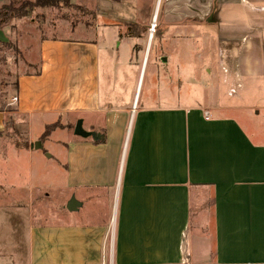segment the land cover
<instances>
[{
  "label": "crops",
  "instance_id": "obj_1",
  "mask_svg": "<svg viewBox=\"0 0 264 264\" xmlns=\"http://www.w3.org/2000/svg\"><path fill=\"white\" fill-rule=\"evenodd\" d=\"M161 1L155 14L172 23L183 20L173 13L203 9L201 0ZM221 11L219 26L239 33L241 89L217 105L141 101L148 56L138 66L130 51L120 62L112 27L104 50L98 38L40 40L27 64L35 71L15 74L4 98L0 161L10 152L54 169L65 205L75 197L81 206L41 222L32 193H0V264H101L109 255L112 264H264V0H225ZM10 119L25 129L20 144L4 134ZM78 121L94 136L70 139ZM56 123L51 135L63 141L48 153L40 136Z\"/></svg>",
  "mask_w": 264,
  "mask_h": 264
},
{
  "label": "rangeland",
  "instance_id": "obj_2",
  "mask_svg": "<svg viewBox=\"0 0 264 264\" xmlns=\"http://www.w3.org/2000/svg\"><path fill=\"white\" fill-rule=\"evenodd\" d=\"M35 1L18 0V7L30 5L26 16L9 13L4 17L6 24L0 26V30L8 27L10 38L0 48V60L9 61L8 65L0 68L2 95L7 93L9 86L14 88L15 74L35 71V65L28 68L27 64H35V49L42 38H98L104 50L110 37L115 38L114 30L109 29L111 27L118 35L114 45L117 46L119 40L123 41L119 48L120 62L130 58V51L133 63L138 66H142L148 56L139 86L141 101L150 96V100L160 98L169 106L178 104L182 98L187 103L205 100L217 105V100L223 95L238 94L241 89L239 33L225 29L224 22L219 26L225 17L221 11L225 0H201L203 9L199 15L173 13V16L183 19L179 24L169 21L171 14H155L154 5L158 0H69L68 5L56 7H37ZM166 1H161L162 6ZM214 9L217 12L213 15ZM110 46L112 51L116 50L115 46ZM8 110L12 112L13 108L8 106ZM56 127L57 123L51 125L48 132L40 136L48 153L61 146L56 142L58 139L63 141V134L51 135ZM24 133L25 129L12 119L4 131L5 135L14 137L12 144L22 143ZM73 137H78L75 127L70 139ZM0 153L2 157L4 153ZM6 154L0 161L2 196L8 201H28L32 193L37 215L44 216L39 221L50 222L52 219L61 222L62 216L68 213L65 204L69 198L63 192V177L54 169L43 167L37 160L30 162L25 155ZM56 162L63 165L62 158ZM58 164H51L49 168H53L52 165L59 168ZM31 174H35L33 180ZM106 264H112L111 255Z\"/></svg>",
  "mask_w": 264,
  "mask_h": 264
},
{
  "label": "trees",
  "instance_id": "obj_3",
  "mask_svg": "<svg viewBox=\"0 0 264 264\" xmlns=\"http://www.w3.org/2000/svg\"><path fill=\"white\" fill-rule=\"evenodd\" d=\"M17 1L18 0H11V2L8 5H5V6L0 8V26H3L4 24H6L7 21L5 20V18L8 16L9 13L10 14L15 13V15H17V16L21 15L22 17L26 16V9L29 8L30 5H28V6L23 5V6L18 7L16 5ZM61 4L68 5L69 0H36L35 1V6H37V7H41V6H45V5L56 7V6H59ZM5 13H6V15H5ZM4 28H2V30ZM16 87H17V81L14 83V88H16ZM4 94L5 95H2L0 92V112L4 111L6 108V102L4 101V98H6V93H4ZM48 130H47V132H48Z\"/></svg>",
  "mask_w": 264,
  "mask_h": 264
},
{
  "label": "water",
  "instance_id": "obj_4",
  "mask_svg": "<svg viewBox=\"0 0 264 264\" xmlns=\"http://www.w3.org/2000/svg\"><path fill=\"white\" fill-rule=\"evenodd\" d=\"M151 40V39H150ZM163 62H166V59H163ZM75 134L77 136L83 137V138H88L90 136H92V133L86 132L83 129L82 126V121H78L75 125ZM94 136V135H93ZM81 206V203H79L78 201H76L75 197H72L70 199V201L68 202L66 208L69 212H75L79 210V207Z\"/></svg>",
  "mask_w": 264,
  "mask_h": 264
},
{
  "label": "built area",
  "instance_id": "obj_5",
  "mask_svg": "<svg viewBox=\"0 0 264 264\" xmlns=\"http://www.w3.org/2000/svg\"><path fill=\"white\" fill-rule=\"evenodd\" d=\"M13 102H16L18 99L16 98V97H14L13 99ZM207 114V113H206ZM207 117H208V114L206 115ZM101 264H106V262H103V263H101Z\"/></svg>",
  "mask_w": 264,
  "mask_h": 264
},
{
  "label": "flooded vegetation",
  "instance_id": "obj_6",
  "mask_svg": "<svg viewBox=\"0 0 264 264\" xmlns=\"http://www.w3.org/2000/svg\"><path fill=\"white\" fill-rule=\"evenodd\" d=\"M213 12L216 14V12H217V11L214 9V11H213ZM214 13H213V15H214Z\"/></svg>",
  "mask_w": 264,
  "mask_h": 264
},
{
  "label": "bare ground",
  "instance_id": "obj_7",
  "mask_svg": "<svg viewBox=\"0 0 264 264\" xmlns=\"http://www.w3.org/2000/svg\"><path fill=\"white\" fill-rule=\"evenodd\" d=\"M150 39H151V37H150Z\"/></svg>",
  "mask_w": 264,
  "mask_h": 264
}]
</instances>
